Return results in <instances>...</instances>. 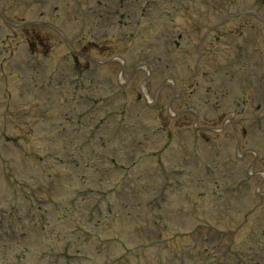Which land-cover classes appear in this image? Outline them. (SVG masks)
Masks as SVG:
<instances>
[{"label": "rangeland", "instance_id": "374dc122", "mask_svg": "<svg viewBox=\"0 0 264 264\" xmlns=\"http://www.w3.org/2000/svg\"><path fill=\"white\" fill-rule=\"evenodd\" d=\"M37 1L0 8L68 32L71 55L56 30L33 51L0 29V264H264L263 2L216 5L230 19L204 32L202 57L182 40L159 60L160 22L130 28L126 50L106 21L86 35L71 0Z\"/></svg>", "mask_w": 264, "mask_h": 264}]
</instances>
